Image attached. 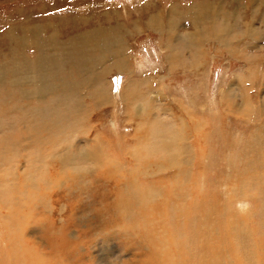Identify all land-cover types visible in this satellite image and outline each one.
I'll return each mask as SVG.
<instances>
[{"label": "rangeland", "instance_id": "rangeland-1", "mask_svg": "<svg viewBox=\"0 0 264 264\" xmlns=\"http://www.w3.org/2000/svg\"><path fill=\"white\" fill-rule=\"evenodd\" d=\"M212 9L215 17L225 11L219 27L232 18L226 11L250 22L253 37L244 34L245 22L236 29L241 41L228 36L241 51L223 47L212 27L204 28V42L187 45ZM38 35L58 52L35 43ZM74 35L85 45L75 54L66 48L60 65V41ZM15 53L45 75L31 105L8 100L12 87L0 86V155L19 151L13 162L3 160L12 165L16 190L8 206V198L0 200V216H7L0 217V264H180L185 251L191 264H202L205 251L191 238L204 221L200 214L211 211L206 254L226 246L229 256L232 246L240 264H264V185L255 180L264 175V0H0V72L12 80L18 65L6 69ZM77 92L85 94L82 108L70 100ZM57 98L62 104L54 109ZM63 107L76 113L60 114ZM167 125L169 145L154 150L152 141L159 142ZM97 135L96 164L71 167L79 142L88 155L99 146ZM246 174L255 178L242 183ZM6 182L11 179H1L0 188ZM25 186L34 198L27 207L16 202ZM242 188L258 202L239 201ZM253 233L260 236L249 239ZM11 236L20 250L8 243ZM251 245L259 251L255 262Z\"/></svg>", "mask_w": 264, "mask_h": 264}, {"label": "bare ground", "instance_id": "bare-ground-1", "mask_svg": "<svg viewBox=\"0 0 264 264\" xmlns=\"http://www.w3.org/2000/svg\"><path fill=\"white\" fill-rule=\"evenodd\" d=\"M253 5L254 6L251 7V8H255L257 6L256 1L253 3ZM219 7L222 8V6H219ZM258 8H260V5L257 7V9ZM224 12L225 11H222V9H218V12H217L216 17H215V15H214V9L208 10L204 14V18H203V22H202V27H201V32H199V34H198V36L196 38L189 39L187 41V45L190 46V45L194 44L195 42H197V43L204 42V39L203 38H204V35L207 33L206 32L207 28L208 27H212V32L214 33L213 37L217 41H218V38H220L221 39L220 42L222 43L221 45L223 47H225V48H236L239 51H241L242 50V46H240L238 48H237V46H234L233 43H231V41L229 40L230 39L229 37L236 38L238 35H240L239 36V38H240L239 41H241L242 40V36H243V35H241V33H243V32L242 31L237 32L236 29H237V26H239L241 28V26L239 24H243L244 22H245V24L243 26L244 27V34L247 35V36L253 37L254 36V32H253L252 29L249 28L250 22H248V21H242V22H240L239 21L240 14L238 12H236V11H232V12L231 11H226L228 15L232 16V18L231 19H229V18L222 19V25H221V27H219L216 21H217V18L218 19H220V17L223 18ZM153 17L159 18L157 14H155ZM209 18H211V25H210V19ZM215 18H216V20H215ZM232 22H234V23L232 24ZM233 27H234V29H233ZM46 28H45V30H46ZM204 28H206V30H204ZM48 29L50 30V28H48ZM99 33H98V35H100V36H102V38H104L103 35L102 34H99ZM245 35H244V37H246ZM49 36H50V34H49ZM45 38L46 37H44L42 35H38V37H35V36L33 37V41L35 43H37V44H39L38 41L39 42H42L41 45L39 44V46L44 47L46 49V51L51 50L52 53H57L58 52L57 51V46L54 45V43L51 42L48 45H44L45 44ZM74 38H75V35L70 38L69 42L67 43L68 45L66 44V41L62 42V41L59 40L61 42L60 45H59L61 47V49L59 50V55L56 57V60H58V63L60 65H62V61L63 60L66 62V52H65V49L66 48L70 47V49L72 50V52L75 54L77 51H79V49H81L82 47H84V45H85L84 42H81V43L77 44L75 42V39ZM205 39H206V37H205ZM97 41H98V43H101L102 42V39L99 38ZM22 42H23V50H25V46L28 43V38L22 39ZM104 42L106 43V45L115 46V44L113 42H111L110 40L107 41L106 38H105V41ZM18 56H19V54L18 53L17 54L15 53L12 56V59H9L10 62H11V64H12V66H10V67H8L6 69V70H12V68H14V67H16L18 65V71L17 72H14V75L15 76H13V80H12V77H9V73L6 74L4 71H1L0 72V77L3 78L4 81L0 82V86H3V89H4V86H6V85H4V83L6 82L8 84L7 87H9V86L12 87L10 92L7 89V91L9 92V94L7 95L8 98H9L8 100H10L12 98L14 100V102L17 103V105L24 104V103H26L28 105H31L32 102L35 99H37V97H38V90H39V88H41L43 86L42 79H43V76L45 74H44V72L42 70L35 69L32 66V64H31V62H30V60L28 58L25 57L22 60V62H21L19 60V57ZM119 56L123 60V65H122V68H123L124 65H125V60H124L123 55H119ZM101 59H102L103 63H109V62H111V59H103V58H101ZM168 61L172 65L175 63V59L171 55L168 57ZM188 64L189 65H193V62H191V60H190L188 62ZM3 67L5 69L7 66L5 64H3ZM59 68H61V66L56 67V69H54V71H56ZM7 79H11V81L8 82V81H6ZM224 95H225L224 98H226V97L228 98L229 97V95H227V94H224ZM74 96H75L74 98L73 97H70V100L73 101L74 104L76 106H78V108H82L83 103H86L85 102V94H83L81 92H77V93L74 94ZM228 99H230V97ZM101 100H102V98L98 99L97 102H101ZM61 104H62V102L60 100H58V98L56 100H54V102H53L54 109H57ZM74 113H76V110L75 109L73 111H69L65 107H63L61 109V112H60V114H63V115L69 116V117L72 114H74ZM80 125H82V123H80ZM165 127H166L165 133L159 135V142L156 143V142L152 141L153 144H154V146H155L154 150H156L157 148H161V146H163V145H165V146H168L169 145L168 140H169V137L172 134V132L170 130L172 128V125H167ZM259 133H260V135L262 137H264V133H263V130L262 129L259 131ZM55 135L56 134L54 132H51V138L52 137H55ZM260 135H258L257 137L260 138L261 137ZM97 136L100 139L99 146L95 150H93L92 152L88 153V155H87L86 146L83 145V143L79 142V146H78L77 150L74 152L72 158L70 159V166L71 167L75 168L74 165H77L78 164V165H80L81 167L84 168L88 164H92V163L93 164H96V163L92 162L93 161V156H95V157L97 156V157L100 158V156H99L100 154H98V153H99V150H100L99 147L101 145V138H102V137H100V135H97ZM262 142H263V146L262 147L264 148V140H263V138H262ZM109 143L110 142H108V144ZM145 148H146V144H143L142 147H141V149H145ZM103 150L104 149H102V152H103ZM18 152L19 151L17 149H15L14 147H11L5 154L0 155V162L2 161L3 169H4V171L6 169V172H7L6 174H4V178L0 177V180L2 179L4 181L5 178H10L11 179V182H9V183L6 182V184H8L7 185V189L0 188V191L1 190L3 191V193L0 196V200L1 201L3 199L8 198L9 197L8 195L10 194V192L15 189L14 184H12V185L10 184V183L13 182L12 177H10V175H11L10 172H11V169H12V165H9V166L8 165H5L4 162H3V160L9 161V163L13 162L14 161L13 158H16V155H18L17 154ZM137 154H138V152H137ZM106 157H107V155H106ZM37 161H40L39 156H37ZM237 175H239V174H237ZM246 175L249 176V178L241 181L242 183H244L247 180L251 181L252 179L255 178V175L254 174H246ZM35 176L36 175H34L33 173H31V174L30 173H27L26 178L27 179H31V178H33ZM65 177L69 179V178H72V175L71 174H68V175H65ZM255 180H256V182L257 181L258 182H262L263 181L262 183L264 185V175L263 176L256 177ZM35 184H36V187H33V189H36L38 187V184L37 183H35ZM33 185L34 184L32 182L30 184V187H32ZM25 187L27 188V186H25ZM243 188L241 189L242 192H241V194L239 196L240 198L239 199L237 198L239 201H240V199H241V202H244V201H252V200L255 201V200H257V197L247 195L246 192L244 191V189L246 190V188H244V189ZM17 190L18 191H16V193L18 192V196H16L17 197L16 198V202L19 201V203L21 202L22 206L27 207V204L25 203V202H27L26 200L29 199L31 201L32 198H33V196H30V192L28 191L29 189L27 188V190H25L23 193H21V192L19 193V188ZM229 192H232V191L229 190ZM25 194H27V196ZM231 195L233 197V193H231ZM13 196L12 197L10 196V197L13 199L14 198ZM236 196H237V194H236ZM19 197H24V198H23V200H21V198L19 200L18 199ZM133 198H134V196H133ZM9 200L10 199L8 198L7 206L10 203ZM257 202H258V200H257ZM261 204L264 206V200L262 201ZM14 206L15 205H13L12 208H15L17 205L15 207ZM215 214L216 213L214 211H211V212H209L206 215H201L200 214V216H202L204 218V221H203L202 224H200V229H198V230L196 229L197 231L195 233V237H192L191 238L192 241L198 246V248H200L201 251H205V258H203L202 264H211V263H214V262H221L223 260H232V261H234L235 264H240L242 262L241 259H239L240 256L238 254L236 255V253H237L236 250H238L239 248L236 249V248L230 246V248L228 250V255L229 256H226V246L224 247L223 250H217L216 249L215 252L211 256H208L206 254V250H205L206 245L211 244L210 243V239H211L212 232H213V227H214V222H215ZM0 217H1V219H2L3 222L6 221L5 219H6L7 216L1 215ZM7 221H9V220H7ZM255 222L258 225L257 221H255ZM134 226L136 227V225H134ZM261 227L264 228V221H263V225ZM13 232H14V230L11 229V233H13ZM252 235L255 236V238H256V236H260V234L253 233V234H251V235L248 236L249 239H255V238H252ZM11 237H12V240H10L8 243L11 246H13V247H15V248H17V249L20 250V244H19L20 242L15 238V237H18V233L15 235V237L14 236H11ZM21 246H22V244H21ZM255 246L256 245H251L250 246V259L253 260L254 262L256 260H258V257H259V251L257 250V248L255 249ZM146 248H149V247H146ZM28 253H30V251H28ZM241 254L244 255L243 258H244V260H246V258H247V250H244L243 253L241 251ZM237 257H238V259H237ZM17 258L20 260L22 258V256H21V258L20 257H17ZM184 258H188V259H183V261L180 264H191L192 263L191 262L192 261V256L187 255L186 254V251H185V254H184ZM28 260L29 259H21V261L20 262H17V263L18 264H25L24 262H29ZM31 262L33 263V261H31ZM36 262L37 261H35L34 264H36ZM146 263H148V262L146 261Z\"/></svg>", "mask_w": 264, "mask_h": 264}]
</instances>
